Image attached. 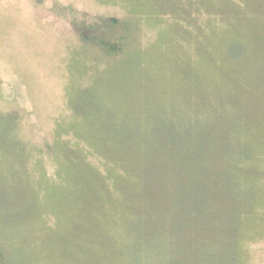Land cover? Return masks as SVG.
Returning a JSON list of instances; mask_svg holds the SVG:
<instances>
[{"label": "rangeland", "instance_id": "1", "mask_svg": "<svg viewBox=\"0 0 264 264\" xmlns=\"http://www.w3.org/2000/svg\"><path fill=\"white\" fill-rule=\"evenodd\" d=\"M0 246L264 264V0H0Z\"/></svg>", "mask_w": 264, "mask_h": 264}, {"label": "trees", "instance_id": "2", "mask_svg": "<svg viewBox=\"0 0 264 264\" xmlns=\"http://www.w3.org/2000/svg\"><path fill=\"white\" fill-rule=\"evenodd\" d=\"M115 37V39H117V40H119L120 42L121 41H125L126 42V38H124V39H122V38H120L119 36H114ZM114 37H110V39H112L113 40V38ZM126 44V43H125ZM99 45V44H98ZM101 46H104V45H101ZM100 46V47H101ZM103 48V47H102ZM106 48V47H105ZM104 49V48H103ZM105 50V49H104ZM117 51H119V53L120 52H122V50H117ZM115 52V51H114ZM227 261H229L228 259H227ZM0 264H15L14 262H13V259L12 258H10L9 256H8V254L5 252V250H4V248L2 247V246H0ZM229 264V263H228Z\"/></svg>", "mask_w": 264, "mask_h": 264}]
</instances>
